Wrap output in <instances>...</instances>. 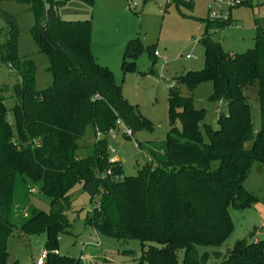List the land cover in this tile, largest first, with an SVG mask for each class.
<instances>
[{
	"label": "trees",
	"instance_id": "obj_1",
	"mask_svg": "<svg viewBox=\"0 0 264 264\" xmlns=\"http://www.w3.org/2000/svg\"><path fill=\"white\" fill-rule=\"evenodd\" d=\"M26 2L35 22L31 34L48 60L52 81L41 90L33 87L32 64L18 65L14 21L0 11L11 28L0 44V60L17 66L20 75L14 86L17 102L10 108L12 121L0 88V264H7V240L16 232L45 234L48 254L43 264H77L79 257L54 250L57 237L70 228L66 214L78 192L94 199L86 217L94 231L116 241H139L140 255L133 264H205L210 256L219 264H264V239H236L224 254L207 249L220 247L230 234L229 207H251L255 197L243 184L251 167L258 164V172L264 170V28L256 23L253 47L237 55L209 38L210 30L226 23H207L200 38L203 68L187 72L180 81L189 90L210 81V100L225 101L227 112L216 126L208 125L204 110L171 86L166 138L138 143L150 160L133 175H122L121 162L109 161L107 131L115 128L117 119L132 134L148 122L123 98L110 70L94 61L90 19L61 20V1ZM142 50L138 38L129 39L123 72L133 69ZM255 86L260 111L256 133L246 102V91ZM87 127L95 135L90 143L82 140ZM246 141L252 142L250 149L244 148ZM35 188L49 197L47 212L31 204Z\"/></svg>",
	"mask_w": 264,
	"mask_h": 264
},
{
	"label": "rangeland",
	"instance_id": "obj_2",
	"mask_svg": "<svg viewBox=\"0 0 264 264\" xmlns=\"http://www.w3.org/2000/svg\"><path fill=\"white\" fill-rule=\"evenodd\" d=\"M59 1L62 5L57 14L61 20H91L90 50L94 61L110 70L123 98L132 105L140 120L149 124L135 129L131 136L119 125L112 136H106L108 155L121 162L122 175H133L138 166L148 162L146 148H138V143L145 145L147 141L166 138L169 126L167 95L171 86L181 95L191 97L196 108L204 110L203 122L208 125L216 126L219 116L227 112L225 101L210 100L213 92L210 81H202L192 90L180 81L182 75L198 71L204 65V45L200 38L207 23L211 22L206 0H191L192 8L189 0H146L144 3L142 0H53ZM0 11L14 21L11 34L18 65L22 67V62L32 64L36 90L49 86L52 78L47 71L48 60L38 51L31 34L35 22L26 0H0ZM225 23L220 29L210 30L209 38L218 42L226 53L242 54L254 45V25L259 23L264 28V0H253L233 8L231 20ZM10 29L0 12V44L10 35ZM130 36L138 38L145 50L134 58L133 69L123 72L122 55ZM19 80L17 66L10 67L0 60V88L10 119V108L17 102L14 86ZM256 89L255 86L246 91L254 133L260 127ZM176 124L179 125V121ZM94 137L92 128L87 127L82 140L90 143ZM203 137L207 139L204 132ZM251 146V141L244 143L245 149ZM83 152L81 150V156ZM243 184L255 197L251 207L246 210L229 207L232 230L220 247L208 250L224 254L236 239H264V170L259 173L258 164H254ZM30 201L36 209L45 212L49 209V197L36 188L30 194ZM93 207L94 199L87 193L74 195L66 214L70 228L57 237L59 254L79 257L75 261L77 264H133L134 257L140 255L139 241H116L94 231L86 222ZM22 212L26 214L25 210ZM45 239L44 233H14L7 240V264H33L45 247ZM96 241L100 244L96 245ZM124 250H133V253L126 255L122 253ZM178 255L180 259L181 252ZM205 264H219V260L210 256Z\"/></svg>",
	"mask_w": 264,
	"mask_h": 264
},
{
	"label": "built area",
	"instance_id": "obj_3",
	"mask_svg": "<svg viewBox=\"0 0 264 264\" xmlns=\"http://www.w3.org/2000/svg\"><path fill=\"white\" fill-rule=\"evenodd\" d=\"M253 0H206V12L208 15V18L211 22H226L230 21V14L231 10L235 7H238L240 5L250 4ZM48 0H44V5H47ZM156 54V53H154ZM188 55H186L187 57ZM115 125L119 126L121 125L124 128V133L127 136H131L132 132L129 127L125 126L121 120L117 119L115 121ZM115 126V127H116ZM114 128H111L107 131V135H113ZM101 136V133L97 132V137ZM116 159H112L109 157V161L113 162ZM150 160V158L148 159ZM110 171H107V174H109ZM34 191V189H32ZM96 245H99V241L95 242ZM58 250H54V253H57ZM48 254V250L46 248H42L40 250V253L35 259V264H43L46 256Z\"/></svg>",
	"mask_w": 264,
	"mask_h": 264
},
{
	"label": "crops",
	"instance_id": "obj_4",
	"mask_svg": "<svg viewBox=\"0 0 264 264\" xmlns=\"http://www.w3.org/2000/svg\"><path fill=\"white\" fill-rule=\"evenodd\" d=\"M145 1H146V0H142L143 3H144ZM165 1L167 2V1H169V0H165ZM189 2H190V8H192V3H191L192 1L189 0ZM123 7H124V6H123ZM230 20H231V14H230ZM255 25H256V24H255ZM255 25H254V30H255ZM253 34H254V33H253ZM129 35H131V34H129ZM131 38H133V36H130V37L128 38V41H129V39H131ZM128 41H127V42H128ZM229 54H232V53H229ZM93 140H94V138H93ZM93 140H92V141H93ZM92 141H91V142H92ZM117 160H118V159H117ZM247 209H248V208H247ZM244 210H246V209H244ZM253 228H254V227H253ZM248 233H249V232H248ZM255 234H257V232H256ZM254 236H255V235H254ZM242 238H243V237H242ZM257 240H261V239H258V238H256V237H254V240H253V241H257Z\"/></svg>",
	"mask_w": 264,
	"mask_h": 264
}]
</instances>
